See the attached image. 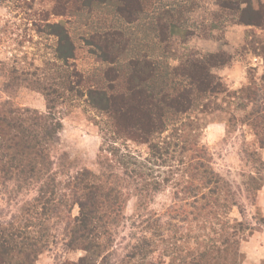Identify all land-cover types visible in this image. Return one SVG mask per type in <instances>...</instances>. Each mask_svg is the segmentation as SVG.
Returning a JSON list of instances; mask_svg holds the SVG:
<instances>
[{
	"label": "trees",
	"instance_id": "1",
	"mask_svg": "<svg viewBox=\"0 0 264 264\" xmlns=\"http://www.w3.org/2000/svg\"><path fill=\"white\" fill-rule=\"evenodd\" d=\"M59 1L65 3L57 6H62L61 11L53 12L58 15L98 6L126 25L149 17L150 30L158 29L161 19H184L195 3L158 0L157 11H151L147 3L153 0ZM215 2L238 23L264 29V3L260 0ZM47 26L49 35L57 37L51 56L53 73L49 74V88L44 89L47 110L17 105L10 99L0 103V193L11 187L17 197L32 190L36 194L20 208L30 216L25 223L20 216L19 221L0 222V264H37L40 254L59 240L67 252H84L61 264H108L109 257L117 253L121 227L130 229L121 262L148 264L158 253L168 264H245L242 246L256 230L255 224L247 220L237 190L215 169L211 152L197 138L201 127L192 114L219 105L222 93L236 100L239 109L254 102L257 90L251 85L230 92L213 70L228 64L230 54L212 52L200 58L184 54L173 67L166 60L164 71L156 66L163 61L147 57L152 66L146 68L135 59L138 65L132 73L128 70L125 85L118 80L123 67L115 64L100 73L102 81L82 85L86 75L76 64L72 32L61 21ZM166 26L172 33L181 32L178 22ZM107 38L102 40L103 47L109 44ZM91 44L102 47L98 39ZM261 50L264 56V46ZM119 55L102 58L112 63ZM116 88L120 92H114ZM74 92L87 96L86 102L106 116L109 142L104 140L100 147L96 171L83 168L70 173L63 186L52 152L63 128L59 109ZM245 118L255 130L259 148H264V112L255 110ZM118 140L147 144L151 157L140 159L128 147L118 145ZM249 154L257 174L247 176L245 190L253 199L264 183L260 171L264 161L258 148ZM163 167L168 169L160 170ZM166 186L173 190L171 203L162 214L150 211L154 194ZM132 196L136 197V212L127 216L124 209ZM76 206L79 211L74 214ZM234 208L240 217L231 215ZM256 222L264 224V215L259 213Z\"/></svg>",
	"mask_w": 264,
	"mask_h": 264
},
{
	"label": "rangeland",
	"instance_id": "2",
	"mask_svg": "<svg viewBox=\"0 0 264 264\" xmlns=\"http://www.w3.org/2000/svg\"><path fill=\"white\" fill-rule=\"evenodd\" d=\"M154 1L147 3L151 11H157L161 4L158 0ZM260 1L264 3V0ZM194 2V7L185 12L184 19H161L159 28L150 30L149 17L126 25L123 19H117L116 15L98 6L93 9L84 6L77 14L58 15L53 12L61 11L65 3L59 0H0V103L10 99L17 105L42 112L47 110L44 89L49 88V77L52 76L49 74L53 73L51 56L57 41L56 36L49 35V22L61 21L72 32L77 48L76 64L86 75L82 85L94 84V80L102 81L100 73L113 64L118 68L123 67L118 80L121 81L120 85H125L128 70H134V65H138L134 63L136 60L146 68L152 66L147 57L155 62L163 61L156 66L158 71H164L166 60L169 67H173L178 64L177 57L184 54H197L200 58L207 53L227 52L230 62L213 69L220 77V83L227 85L230 92L251 85L257 90V97L253 99L255 103L251 101L248 108L239 109L235 106L236 100H230L233 98L222 93L218 97L219 105L214 104L204 112L195 111L192 114L199 119L201 127L196 131L200 133L196 134L197 138L211 152L215 169L229 179L237 190L238 198L245 206L247 220L255 224L256 230L243 242L245 264H264V224L256 222L259 213L264 215V183L253 199L248 197L245 190L247 176L257 174L256 164L249 153L258 148L264 161V148H259L255 130L245 120L250 112H264V56L261 50L264 46V29L238 23L231 14L226 16L215 0ZM59 4L62 6L57 8ZM71 5H75L74 2ZM255 5L258 6V2ZM171 22H178L181 32L172 33L166 26ZM106 35L109 39L105 40L109 44L103 47L102 40ZM97 39L102 47L91 44ZM114 53L121 54L114 59L115 62L103 60L102 55ZM53 80L60 82L59 78ZM107 80L110 81L109 77ZM118 91V88L114 90ZM86 98L74 92L67 96L66 105L59 109L63 128L52 153L63 186L70 173L83 168L96 171L100 147L105 144L104 140L109 142L106 116L100 110L93 109ZM118 145L123 149L128 147L142 160L147 161L151 157L148 145L137 140H118ZM148 166L157 167L152 163H148ZM165 169L168 167L160 170ZM260 171L264 180V168ZM164 176L162 172L161 178ZM10 189L7 187L0 193V222L7 223L13 218L19 221L20 216V221L25 223L30 216L23 214L20 208L34 198L35 191L17 197ZM172 192L168 186L156 192L148 209L164 213L172 201ZM136 207V197L132 196L124 209L125 214L133 216ZM78 211L76 206L73 213L77 214ZM231 215L240 217L237 208ZM37 227H40L39 223ZM120 229L117 253L109 257L108 264H135L121 262L125 245L130 240V229ZM82 254L84 252L81 250L65 251L59 240L51 249L40 254L37 264H61L68 259L76 260ZM148 261V264H168L167 259L160 258L158 253Z\"/></svg>",
	"mask_w": 264,
	"mask_h": 264
},
{
	"label": "crops",
	"instance_id": "3",
	"mask_svg": "<svg viewBox=\"0 0 264 264\" xmlns=\"http://www.w3.org/2000/svg\"><path fill=\"white\" fill-rule=\"evenodd\" d=\"M189 54H192V53H189ZM177 60H179V56L177 57ZM250 262V261H249Z\"/></svg>",
	"mask_w": 264,
	"mask_h": 264
},
{
	"label": "clouds",
	"instance_id": "4",
	"mask_svg": "<svg viewBox=\"0 0 264 264\" xmlns=\"http://www.w3.org/2000/svg\"><path fill=\"white\" fill-rule=\"evenodd\" d=\"M209 131H211V129H209Z\"/></svg>",
	"mask_w": 264,
	"mask_h": 264
}]
</instances>
